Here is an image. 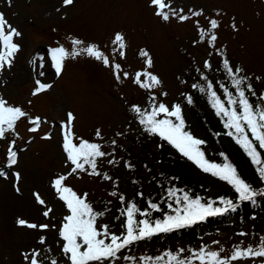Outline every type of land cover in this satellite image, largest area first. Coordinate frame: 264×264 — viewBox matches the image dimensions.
<instances>
[{
  "label": "rangeland",
  "instance_id": "1",
  "mask_svg": "<svg viewBox=\"0 0 264 264\" xmlns=\"http://www.w3.org/2000/svg\"><path fill=\"white\" fill-rule=\"evenodd\" d=\"M164 2L171 5V9H165L170 14L167 22L155 14L157 7L151 0H74L69 6H65L63 0H0V13L21 33L15 38L20 51L15 55L12 67L0 71V97L10 106L20 107L28 113L17 122L14 133H7L5 139L0 140V173H3L0 176V264H29L25 254L33 250L40 252L41 264H50L52 259L58 264H69L61 251L64 242L59 235L63 217L69 213L52 187L53 181L61 175L67 177L66 186L81 196L87 194L93 209L104 213L97 221L98 226L107 224L117 235L124 232L125 217L121 212L130 202L138 204L143 196L138 193L143 194L151 187L148 181L132 177L126 150L139 158L136 164L144 178L158 169L163 156L161 146L151 140V135L139 124L137 114L132 111L133 105L142 110H150L153 103H164L170 109L177 103L182 106L183 100L190 97L192 72L204 69L215 78L216 74L220 75L219 68L224 59L231 62L234 69L242 68V75L250 78L258 92H264V0ZM172 9L189 19L181 21L172 16ZM195 12L202 14L195 16ZM212 19L218 20L220 25L215 30L214 46L209 44L210 37L201 42L199 31L209 32ZM116 33L125 37L126 48L123 50L114 43ZM74 39L83 42L79 48L96 45L109 58V66L82 53L75 59H66L62 73L57 76L51 49L62 46L71 52ZM142 50H146L153 60L149 69H146V58L140 54ZM34 60L35 64L32 63ZM206 62L210 68L205 67ZM117 63L121 65L119 81L112 67ZM144 70L157 75L161 85L151 90L136 85L133 82L135 75ZM40 72L44 75L40 76ZM125 72L127 78H124ZM36 79L51 83L52 88L33 96ZM144 79L142 76L141 80ZM69 112L75 116L72 123L75 142L82 138L98 143L102 151L111 154L98 159L100 176L71 171L73 166L62 149V122L67 120ZM35 117H40L42 122L39 130L32 132L29 129L33 125L29 121ZM187 120L193 131L188 127L186 130L205 141L202 146L206 149L209 139L201 126L191 116ZM97 130L100 137L96 135ZM217 132L221 136V132ZM49 134L50 139L43 138ZM10 147L17 153L15 165L8 164ZM211 160L221 162L213 157ZM236 163L243 176L252 179L250 164L243 165L238 160ZM136 164L131 165L135 167ZM178 171L190 172L206 184L205 198L208 200L216 198L222 188L235 192L227 182L209 173L184 167ZM16 173L20 174L18 182ZM103 174L111 179H104ZM250 181L252 186L261 187L258 181ZM112 192L116 195H111ZM34 193H39L45 205L37 203ZM121 195L125 197L123 205ZM47 208L52 211L45 217L43 212ZM19 219L37 225L48 224L49 228L20 226ZM42 237L43 244L39 242ZM260 237H264V216L245 223L232 217L191 243L177 239L161 243L137 242L122 250L118 254L120 259L111 264H141L139 258L142 256L156 257L180 249L184 250L182 256L188 257L202 247L214 251L223 249L221 255L227 257L234 246H256ZM125 256L137 259L125 260ZM232 264H264V260L257 258Z\"/></svg>",
  "mask_w": 264,
  "mask_h": 264
},
{
  "label": "snow or ice",
  "instance_id": "2",
  "mask_svg": "<svg viewBox=\"0 0 264 264\" xmlns=\"http://www.w3.org/2000/svg\"><path fill=\"white\" fill-rule=\"evenodd\" d=\"M74 0H63L65 6L72 5ZM151 3L157 7L156 15L161 17L163 21L167 22L170 19V14L165 11L166 8L171 9L170 4H165L164 0H151ZM182 12V10H179ZM201 12H195L193 15L199 16ZM171 15L176 16L181 21L189 19L188 16L180 15L175 9L171 10ZM198 23V22H197ZM210 30L205 32L200 29L201 42L205 37L209 38V44L214 46L217 40L215 30L218 29L219 21L212 19L209 21ZM233 29L236 25L233 23ZM21 33L8 23L3 13H0V71L6 67L11 68L15 55L20 51V46L15 42V38L19 37ZM83 42L79 39H74L72 44L73 50L70 52L64 47H57L51 49V60L55 69V73L59 76L64 69V62L66 59H75L77 56L86 54L96 60L102 61L105 66H109V58L98 49L96 45H90L85 48H79ZM114 43L118 45L120 50L126 48L125 37L121 33H116ZM121 56L124 55L121 51ZM141 56L145 57L146 69L153 66V60L146 50L141 51ZM36 63V61H32ZM114 74L117 81L121 79V65L115 64ZM206 68H210L209 63H205ZM223 67L227 75L231 78V85L235 89V93L230 91L227 87L223 88V94L226 99H221L211 82L207 84V89L200 87L199 90L204 93L207 92L209 101L216 114L224 121V127L227 129V135L235 140V143L241 147L244 153L250 158L251 163L256 167L259 177L264 181V157L258 148L264 150V94L257 97V93L250 83V78L241 76L243 69L230 65L227 59L223 60ZM40 76L44 73L40 72ZM124 78L128 77V73H124ZM145 77L142 81L141 77ZM207 80V77H203ZM259 79V77L257 78ZM133 82L139 87L147 90L159 87L161 80L150 71L144 70L138 72ZM36 87L32 95L36 96L46 92L52 88L51 83H44L40 79L35 81ZM193 87H199L193 85ZM257 97L254 103L249 96ZM166 95V93H164ZM155 101V97H152ZM187 102L192 103L191 97H187ZM30 103V102H29ZM132 111L138 116V122L143 126L144 131L150 135H157L168 144L182 154L183 157L192 161L204 173H209L222 181L227 182L238 194L237 202L226 198H219L218 201H204L201 197L193 198L187 192L178 194L179 190L168 189L167 196L170 202L167 203V208L170 210L164 213L163 218L155 220L150 219L152 211L163 212V209L157 203L148 202V208L141 210L135 202H130L121 212L125 217L123 224L124 232L117 235L110 231L107 224L97 225V221L104 215L103 212H97L92 205L87 201V194L83 196L77 194L71 187L65 185L66 176L61 175L53 181L52 187L58 194V198L64 202L68 215L63 217L59 235L63 240L61 251L69 264H105L106 261L111 262L120 259L118 256L122 250L129 248L139 241L151 239L161 233H170L179 229L190 227L199 222L205 221L209 217L225 214L229 211H236L239 203L252 202L256 203L257 197H264V190H257L247 183L238 173L237 168L224 157V163L210 162L202 149L205 141L198 139L193 134L186 130V122L183 118L182 108L180 104H175L171 109L164 103L151 105V109H141L139 106L133 105ZM22 108L10 106L8 101L0 97V140L5 139L7 133H14L17 122L22 118L27 117ZM75 120L73 113H67V120L62 122V149L66 154L67 160L71 163L72 172L78 170L88 172L90 175L100 176L101 173L97 171V161L110 153L102 151L101 144L89 142L82 138L79 142L72 131V123ZM33 127L29 131L36 132L39 130L41 118H31L29 121ZM97 137H100V131L97 130ZM122 135V133H117ZM251 137V138H250ZM50 139V134L43 137ZM14 141L12 142L14 146ZM115 141L112 144L115 145ZM258 146V147H257ZM8 158L10 165L17 163V153L10 147L8 150ZM115 163V161H109ZM131 167L130 165H128ZM3 173H0L2 176ZM15 178L17 182L20 180V174L16 173ZM103 178L110 180L111 177L103 174ZM19 191V188H17ZM111 195L115 196L116 192ZM142 196V193H138ZM36 201L40 205H45V201L40 197L39 193H34ZM121 204H124L125 197L121 195ZM217 203L220 206H216ZM51 208H47L43 215L49 216ZM143 217L137 219V216ZM17 223L20 226L31 229L45 230L49 228L48 224L37 225L29 223L24 219H19ZM52 227H55L53 225ZM240 235H247L240 233ZM44 243L42 237L39 241ZM218 243V242H215ZM220 251L208 250L202 247L199 251H192L188 257H183V249L177 252L167 251L162 255L142 256L140 257L141 264H232L234 261H244L249 259L260 258L264 260V237H260L256 246L249 245L242 247L241 245L234 246L231 255L224 257ZM40 252L33 250L30 254H25V260L29 264H41L39 259ZM125 260L135 261L137 258L132 256L123 257ZM50 264H58L56 259H52Z\"/></svg>",
  "mask_w": 264,
  "mask_h": 264
},
{
  "label": "trees",
  "instance_id": "3",
  "mask_svg": "<svg viewBox=\"0 0 264 264\" xmlns=\"http://www.w3.org/2000/svg\"><path fill=\"white\" fill-rule=\"evenodd\" d=\"M231 63V62H230ZM232 66V65H231ZM220 75H215V78H212L206 70L198 69L197 71H193L191 78L193 81V85H198L199 87H193L188 89L189 96L192 99V103L189 104L186 99L183 100L182 114L183 118L186 122V126L190 129V123L188 122V117H193L196 122L201 126L202 130L206 134L209 142L206 146L211 149L208 150L202 146L203 151L205 152L206 158L210 161L211 157L214 159H218L224 163V157L227 156L228 160L237 168L240 176L249 183V179L252 181H257L261 184V187H254L257 190H264V181L261 180L259 174L256 171V167L251 163L250 158L244 153L239 145L235 143V140L232 137L227 135V129L224 127V121L220 116H218L215 110L212 108L211 103L209 101L207 92L202 93L199 88L204 87L207 89V84L211 82L213 85V90L217 92V94L221 97V99H226L223 94V88L221 89V84L224 87H227L230 91L235 93V89L231 85V78L227 75L224 67L221 66L219 68ZM215 73V72H214ZM243 72L240 73L241 76ZM189 75V73L187 74ZM245 76V75H244ZM203 77H207V80L203 79ZM253 89L257 93V97L264 92H258L254 87V84L251 82ZM264 91V90H263ZM250 99L255 103L257 101V97H252L249 93ZM193 131V130H192ZM221 132V136L218 132ZM151 140L157 141V143L161 146L160 152L163 156L160 158V166L156 171H151L146 178L139 174V167L136 162L139 158L135 155H132L129 149L126 150V158L127 165L129 171L132 173V177L141 178L145 181H148L151 184L150 190L143 192V196L140 199L137 206L141 209L148 208V202L151 201L153 203H157L163 212L152 211L150 219L155 220L157 218H163L164 213L170 212L167 208V203L170 202L167 192L168 189H176L179 190L178 194H182L183 192H187L193 198L201 197L204 201H209L206 199V191L207 186L204 184L198 177L192 176L190 172H180L178 168H190L192 170L197 171L198 173L204 174V172L196 166L192 161L183 157L181 153L173 146L168 144L166 141L161 139L157 135H151ZM251 138V137H250ZM224 139V140H223ZM258 147V146H257ZM215 152L214 153V150ZM258 151H261L262 157H264V150L258 148ZM240 161L243 165L250 164L252 171V179L249 177L246 178L243 176L242 171H240L239 165L236 163V160ZM215 162V163H221ZM136 164L133 167L131 164ZM250 181V182H251ZM252 181V182H253ZM250 184V183H249ZM217 197L213 199V201H218L219 198H226L237 202L238 194L233 192L230 188H222L216 194ZM216 206H220L218 203ZM264 216V197H257L256 203L252 202H241L236 211H229L225 214L209 217L203 222H199L190 227H186L183 229H179L170 233H161L156 236H153L151 239H146L143 241H139L138 243H146V242H171L173 239L177 240H185L189 243L198 239V237L202 234H205L213 227H216L218 224L226 221L229 218L234 217L241 223H245L247 221H251L257 219L259 217ZM137 219H142L139 215L136 217ZM107 262V261H106ZM109 264V263H106Z\"/></svg>",
  "mask_w": 264,
  "mask_h": 264
}]
</instances>
